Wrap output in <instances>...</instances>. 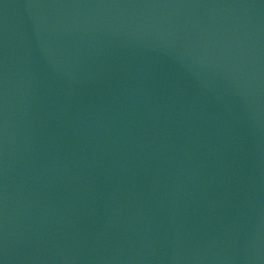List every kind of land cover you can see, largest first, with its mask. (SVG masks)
<instances>
[{
  "label": "water",
  "instance_id": "obj_1",
  "mask_svg": "<svg viewBox=\"0 0 264 264\" xmlns=\"http://www.w3.org/2000/svg\"><path fill=\"white\" fill-rule=\"evenodd\" d=\"M2 264H264V0H0Z\"/></svg>",
  "mask_w": 264,
  "mask_h": 264
},
{
  "label": "snow or ice",
  "instance_id": "obj_2",
  "mask_svg": "<svg viewBox=\"0 0 264 264\" xmlns=\"http://www.w3.org/2000/svg\"><path fill=\"white\" fill-rule=\"evenodd\" d=\"M0 264H2V261H0Z\"/></svg>",
  "mask_w": 264,
  "mask_h": 264
}]
</instances>
